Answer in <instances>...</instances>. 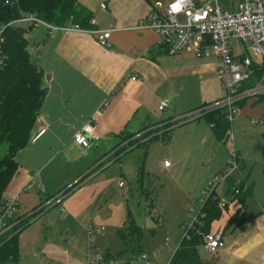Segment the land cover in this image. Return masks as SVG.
I'll return each mask as SVG.
<instances>
[{
	"label": "crops",
	"instance_id": "crops-1",
	"mask_svg": "<svg viewBox=\"0 0 264 264\" xmlns=\"http://www.w3.org/2000/svg\"><path fill=\"white\" fill-rule=\"evenodd\" d=\"M76 1L95 19L93 30H105L112 26L110 38L107 45L102 46L88 32L58 31L49 37L46 31H42L43 36L37 39L38 27L26 29L29 35L24 36L32 43L31 49H36L34 61L43 73L46 87V97L36 123V131H44L18 154L19 170L12 181V190L5 193L6 197L17 198L19 214L23 215L42 201L38 185L45 189L44 195H53L81 180L62 201L65 212L62 222L67 225L73 222L75 229L69 226L59 233V239L47 240L37 247L42 256L45 257V252H48L52 261L60 260L62 264H87L85 254L89 241L86 236L89 239V229L85 227V214L97 196L106 192L113 181V177L104 175V171L126 155L115 159L108 153L115 143L114 136L124 130L135 132L145 122L173 120L172 125L174 122L181 124L183 119L179 116L192 113L201 105L214 103L222 95L216 78L218 64L214 56L197 57L191 50L170 53L158 44L153 30L135 28L138 21L154 8L159 9L157 5L164 8L167 0ZM194 1L200 6L210 1L211 6H217L221 11L232 12L243 0ZM97 2L99 7L105 5V10H102L105 21L101 26L98 25L101 10L98 12ZM231 47L235 55L243 53V46L232 43ZM195 83L196 90L191 87ZM165 99L169 100L165 109L168 115L156 119L152 112ZM257 105L263 106L255 102L244 103L242 111ZM263 112L259 113L260 117ZM91 117L99 141L91 142L88 148H81L73 143L72 136ZM191 119H199V116ZM147 144L140 147L145 149ZM56 157L61 158V167L63 162L65 166H72L73 173L64 187H56L44 174L53 169ZM163 162H159L158 169L170 172L172 163L164 168ZM124 174H127L125 170ZM136 179L140 177L136 175ZM229 180L243 182L244 188L252 184L243 177L235 178L233 174ZM27 182L33 187L21 190ZM219 210V217L210 223L208 230V233H219L223 241L222 249L214 254V264H264V201L253 205L246 198L242 206L231 194L229 201ZM43 213L20 228L21 231ZM96 215L94 213L89 218L94 217L98 222ZM81 217L84 220H80ZM238 219H242L241 224ZM60 246L65 253L63 259L58 257Z\"/></svg>",
	"mask_w": 264,
	"mask_h": 264
},
{
	"label": "rangeland",
	"instance_id": "rangeland-1",
	"mask_svg": "<svg viewBox=\"0 0 264 264\" xmlns=\"http://www.w3.org/2000/svg\"><path fill=\"white\" fill-rule=\"evenodd\" d=\"M98 8L99 12L101 9L99 6ZM104 19L101 10L98 14L99 26L103 25ZM38 28L37 39L46 30ZM27 35L28 32L25 33ZM29 38L32 39L30 36ZM233 43L243 46L239 41ZM29 51L31 58L35 60L36 49L30 47ZM191 87L196 90V83ZM213 105L204 106L202 110H214L215 108L211 109ZM262 110L264 107L257 105L236 113L231 121L230 140L226 144L214 138L204 119H191L196 117L193 112L179 116L183 119L181 124L168 134L167 139L156 138L164 133L173 120L165 123L145 122L135 132L124 130L114 136L115 143L108 153L115 159L125 153L126 155L104 171V175H111L113 181L106 192L97 196V200L85 214V227L91 233L85 262L88 264L98 254L101 256L98 264H168L186 226L192 222L205 198L211 192L223 202H228L231 198V190L226 181L219 183L214 189L210 185L214 174L232 162L234 154H238L239 159L232 174L235 178L243 177L253 184L247 201L250 200L253 205L264 201V121L259 120ZM152 115L156 119H162L168 112L155 109ZM145 143H148L145 149L133 147ZM164 158L172 163L170 172L158 169L159 162H163ZM60 160L61 158L56 157L53 169L44 173L56 187H64L73 173L72 166H65L63 162L61 167ZM124 170L128 175L124 174ZM136 175L140 177L139 180ZM12 181L7 193L13 188ZM64 190L58 192L64 193ZM148 192L155 197L153 207L148 204ZM94 213L98 216V222L94 217L89 218ZM64 216L65 212L59 213V206H55L22 230L18 236L19 260L16 264H62L60 260L52 261L48 252H45V257L42 256L37 247L47 240L59 239V233L69 226L75 229L73 222L68 225L62 222ZM127 218L139 226L142 232L141 252L133 248L116 254V251L125 248L122 240L116 236V231L127 225ZM86 239L88 240L87 236ZM78 244L79 242L76 247ZM106 251L110 252L106 253L108 257L105 258ZM64 254V249L60 246L59 259H63ZM142 254H145V260H140Z\"/></svg>",
	"mask_w": 264,
	"mask_h": 264
},
{
	"label": "built area",
	"instance_id": "built-area-1",
	"mask_svg": "<svg viewBox=\"0 0 264 264\" xmlns=\"http://www.w3.org/2000/svg\"><path fill=\"white\" fill-rule=\"evenodd\" d=\"M156 8L159 9L154 8L148 16L138 21L135 28L153 30L158 37V44L165 47L170 53L175 54L184 50H191L197 57H215L218 64L216 78L222 95L213 103L211 109H224L226 120L231 123L235 114L242 110L240 104L257 102L260 98H264V0H243L232 12L221 11L217 6H211L210 1L201 6L196 5L194 0H167L164 8H160L159 5ZM100 9L105 10V5L101 4ZM95 23L96 21L92 17L89 24L94 26ZM7 26L25 30L42 27L46 29L49 37L58 31L64 33L71 31L88 32L102 46L107 45L112 32V26L99 31L85 30L71 21L65 25L56 26L33 14H24L5 25L0 24V66L5 57L3 32ZM234 41L243 44L242 54H234L231 47ZM168 104L169 100H162L158 109L165 110ZM203 113L204 111L199 109L193 114L197 117ZM92 121L93 117L76 130L72 136L74 144L81 148H88L91 142L99 141V137L94 132ZM43 131L38 129L31 137V142L35 141ZM162 166L168 168L170 162L165 160ZM236 168L237 162L233 157V161L213 177L210 186L214 189L219 183L228 182ZM32 187L33 184L27 182L21 190H30ZM38 187L43 196L45 189L40 185ZM231 194L237 195L238 189H232ZM208 196L215 198L212 192ZM64 197V193L53 194L39 206L20 215L17 198L5 196L0 206V244L18 232L19 220L28 224L55 206H59L60 213L64 212L62 205ZM224 205L225 202L218 199V208L222 209ZM202 216L198 210L192 222L186 226L185 233L196 228L199 218ZM88 236V241H90V229ZM202 240V249L209 255L215 254L223 247L222 236L219 233H206ZM100 259L101 256L97 254L94 260L88 261V264H98ZM145 259V254H142L140 260Z\"/></svg>",
	"mask_w": 264,
	"mask_h": 264
},
{
	"label": "trees",
	"instance_id": "trees-1",
	"mask_svg": "<svg viewBox=\"0 0 264 264\" xmlns=\"http://www.w3.org/2000/svg\"><path fill=\"white\" fill-rule=\"evenodd\" d=\"M24 14H33L41 20L56 26L65 25L68 21H71L85 30L94 28L93 25L89 24L92 18L91 13L76 0H0V24L5 25ZM25 33L26 30L23 28L8 26L3 32L5 57L3 64L0 66V206L5 198L8 185L18 173L17 156L27 147L31 142V137L36 133L39 110L46 97L43 73L31 58L29 41L25 38ZM255 103H261L264 106V98H260ZM207 105L210 104L201 105L193 109L192 112L203 109ZM240 106L242 107L243 104H240ZM200 118L204 119L210 126L217 141L226 144L230 140L231 123L226 120L224 109L216 108L204 112L199 116ZM259 120L264 121V112ZM174 123V125H169L164 133L156 139H167L168 134L180 125V122ZM137 146H141V144L133 147ZM234 158L236 161L238 160L237 154H234ZM221 171L215 173L214 176ZM80 182L81 180H78L64 190V195L70 194ZM229 183L231 190L238 189L235 198L240 201L242 206L245 205V200L251 193L252 184L244 188L243 182L234 183L229 180ZM150 194L149 192L147 194L148 204L153 207L155 197ZM51 196L40 195L42 199L40 204ZM199 212L203 216L199 218L196 228L184 233L168 264L215 263V255H209L202 249V238L203 235L208 233L210 223L219 217L218 198L206 197L203 205L199 207ZM18 219L20 218L18 217ZM126 223V226L124 225L116 231V236L122 240L125 246L119 252L116 251V254L131 251L133 248L141 252L142 232L139 226L128 218ZM238 223L241 224L242 219H238ZM26 225L25 221L19 220L18 228L22 229ZM21 229H18V232L13 234L7 241L1 242L0 264H16L18 262L17 237ZM107 252L104 253L105 258L108 257L106 256Z\"/></svg>",
	"mask_w": 264,
	"mask_h": 264
}]
</instances>
